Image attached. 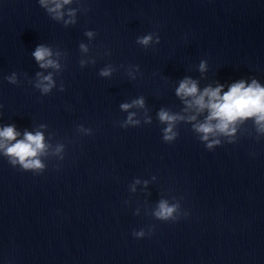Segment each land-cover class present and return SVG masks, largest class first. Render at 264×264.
Listing matches in <instances>:
<instances>
[{
    "label": "clouds",
    "instance_id": "obj_1",
    "mask_svg": "<svg viewBox=\"0 0 264 264\" xmlns=\"http://www.w3.org/2000/svg\"><path fill=\"white\" fill-rule=\"evenodd\" d=\"M39 5L46 10L48 15L55 21H62L64 26L75 24L76 13L79 11L77 8H69L65 13V5H71L74 0H38ZM79 3V0H75ZM65 15L69 19H64ZM85 35L90 39L96 33L93 31H86ZM155 35V41H154ZM153 42L160 43V38L154 33L144 35L137 38V43L148 47ZM80 50L88 52V47L81 43ZM32 57L42 69L52 68L60 70L61 65L58 59L53 58L52 48L44 44L36 46L35 50L31 53ZM57 57L61 55L60 52L55 54ZM87 63H95L92 61L80 60V66L84 67ZM139 70L138 66H136ZM207 62L201 61L199 70L206 71ZM113 72L111 66L101 69L99 75L101 77H110ZM37 81L34 85L44 95L49 94L54 87H56L52 74L42 75L37 73ZM10 84H18V76L15 72L6 77ZM63 84L60 85V91H63ZM223 85H218L215 88L208 86L200 91L198 82L190 77H185L180 81L179 86L176 88V95L180 97L185 105V110H193L194 115L187 117L171 113L167 110L161 109L158 112V120L161 124H165L163 128V140L166 143L173 142L177 136L176 125L180 121H187L189 123L197 121V116L207 110V116L202 122L192 123L193 131L198 135L199 139L205 144L208 150H213L215 147L222 144L220 136L229 138L227 143H235V134L237 132V125L243 123L248 119H252L257 133L264 134V87L256 80L253 79L251 83H246L240 80L230 85L228 91L223 92ZM145 105L144 98L132 101L131 104L123 103L120 105L123 111H128L130 108L137 106L143 108ZM135 113H129L127 120L120 126L127 128L129 126H139L140 120L134 119ZM144 123H151V118L145 119ZM41 127H44L43 125ZM78 130L91 134V129H86L82 125ZM20 133L16 130L15 125H6L0 128V153L8 159L12 166H19L24 171H32L34 173H42L45 170V165L39 158L47 154L50 145L45 143V138L42 132L25 131L22 139H18ZM259 138V137H257ZM64 145L60 144L55 148V155H58L61 160L64 156ZM139 183V180L136 181ZM134 190V188H133ZM181 214V205L177 200L175 203H169L167 200H160L157 207L153 210L152 215L160 221H176ZM151 229L149 230V234ZM136 238H143L146 233L143 229L133 233Z\"/></svg>",
    "mask_w": 264,
    "mask_h": 264
}]
</instances>
